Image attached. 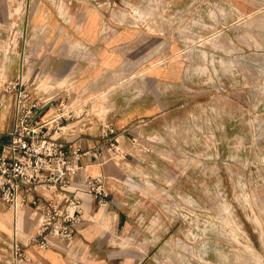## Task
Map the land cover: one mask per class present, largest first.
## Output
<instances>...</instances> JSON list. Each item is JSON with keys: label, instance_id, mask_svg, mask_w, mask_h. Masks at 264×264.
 <instances>
[{"label": "rangeland", "instance_id": "obj_1", "mask_svg": "<svg viewBox=\"0 0 264 264\" xmlns=\"http://www.w3.org/2000/svg\"><path fill=\"white\" fill-rule=\"evenodd\" d=\"M39 1L73 49L113 57V86L173 108L155 150L126 160L144 200L123 203L132 224L114 241L140 248L135 264H264V0Z\"/></svg>", "mask_w": 264, "mask_h": 264}, {"label": "crops", "instance_id": "obj_2", "mask_svg": "<svg viewBox=\"0 0 264 264\" xmlns=\"http://www.w3.org/2000/svg\"><path fill=\"white\" fill-rule=\"evenodd\" d=\"M83 11L82 5L76 8L75 14L79 15V19ZM62 17L61 12L56 16L51 3L39 0H0V103L3 102L0 109V147L9 140L14 123V96L7 93L6 82L16 80L21 74L23 55L26 54L29 58L27 73L30 79H34L35 74L39 73L48 74L57 80L76 62L66 44L58 49L54 45L56 38L60 37L61 28L66 31L69 23L64 22ZM98 22V16L95 20L88 16L86 30L94 32ZM45 25L48 28L43 35H37L32 30V27L40 29ZM63 37V41L71 39L67 31ZM28 43L33 47L36 44L38 46L31 49ZM110 56L98 50L96 65L77 63L82 73L76 82V92L83 93L85 97L97 93L107 95V99L102 102V120L110 122L122 133L120 146L133 154L135 159L139 148L132 144V138L141 136L142 141H145L146 136L161 133L159 131L165 129L172 119L173 108L168 100L161 101L147 93L136 99L131 98V91L128 92L125 88L127 85L113 86L110 83L113 69L101 67L102 59L109 62V59H113ZM167 79L166 73L160 74L157 85L162 86ZM52 112L53 108L48 109L43 117ZM84 120L88 126L84 127V132H80L81 122ZM75 125L78 132L71 140H77L85 149L99 148L105 156H84L80 174L70 187L72 195L82 199L86 220L78 225L71 245L49 236L52 247L43 249L38 244H28L37 235L38 227V219L32 213V208L23 207L15 214L9 205L0 200V264H135L137 257L141 256L142 252L137 245L114 241L120 231L125 233L132 224L123 211L126 208L123 203L127 199L132 201L139 195L135 193L138 190L135 171L139 169V164L136 159L131 163L119 162L111 157L105 139L101 137V134L104 135V128L99 120L85 117L76 121ZM86 174L105 175L106 184L112 190L111 197L117 205L101 207L83 181ZM139 196L144 200L142 195ZM15 237L26 245L30 261H21L14 256L9 246Z\"/></svg>", "mask_w": 264, "mask_h": 264}, {"label": "built area", "instance_id": "obj_3", "mask_svg": "<svg viewBox=\"0 0 264 264\" xmlns=\"http://www.w3.org/2000/svg\"><path fill=\"white\" fill-rule=\"evenodd\" d=\"M62 20L69 21L66 17ZM47 28L45 25L40 29L32 27V30L37 35H43ZM65 41L76 62L59 79L39 73L30 79L27 73L29 58L25 54L19 77L6 82L7 93L14 96V123L9 140L0 147V200L9 205L15 214L23 207L32 208L38 227L37 235L28 244L35 243L43 249L52 247L49 236L72 244L78 225L86 217L82 199L73 196L70 187L80 174L84 156L105 157L101 149H85L77 140H71L78 132L75 122L85 117L99 120L104 128L101 137L105 139L111 157L126 162L134 156L121 148L122 133L110 122L102 120L104 95L97 93L85 97L83 93L76 92V82L82 73L77 63L94 66L97 64L96 55L87 44L73 49L70 39ZM28 45L31 49L38 46ZM2 105L3 102L0 109ZM50 108L53 112L43 117ZM81 123L79 130L84 132L88 123L85 120ZM164 130L170 131L167 127ZM163 135L146 136L145 141L141 136L133 137L132 144L139 148L136 156L139 158L142 154L152 153L155 144L160 143L155 138L164 139ZM83 181L101 207L117 205L113 202L112 190L106 184L105 175L86 174ZM25 246L15 237L9 247L17 259L28 262L30 257Z\"/></svg>", "mask_w": 264, "mask_h": 264}, {"label": "bare ground", "instance_id": "obj_4", "mask_svg": "<svg viewBox=\"0 0 264 264\" xmlns=\"http://www.w3.org/2000/svg\"><path fill=\"white\" fill-rule=\"evenodd\" d=\"M264 204V203H263ZM27 233V232H26Z\"/></svg>", "mask_w": 264, "mask_h": 264}]
</instances>
